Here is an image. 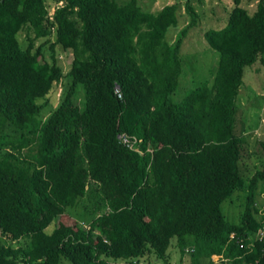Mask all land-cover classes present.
<instances>
[{
    "label": "trees",
    "instance_id": "trees-1",
    "mask_svg": "<svg viewBox=\"0 0 264 264\" xmlns=\"http://www.w3.org/2000/svg\"><path fill=\"white\" fill-rule=\"evenodd\" d=\"M232 1L226 25L204 32L212 80L174 100L191 0L174 41V2L0 0V264L167 263L173 239L188 264H264V136L246 176L236 133L245 68L263 63L264 0ZM234 193L236 222L221 207Z\"/></svg>",
    "mask_w": 264,
    "mask_h": 264
},
{
    "label": "rangeland",
    "instance_id": "rangeland-1",
    "mask_svg": "<svg viewBox=\"0 0 264 264\" xmlns=\"http://www.w3.org/2000/svg\"><path fill=\"white\" fill-rule=\"evenodd\" d=\"M129 0H117L123 4ZM138 5L144 11L156 12L161 7L168 3L179 4L178 24L176 27H170L167 32V40L174 41L178 31L187 25L189 16L185 13V0H136ZM257 0H242V3L250 11H253ZM198 13V23L192 26L186 36L183 38L181 45L182 57V73L179 78V86L173 94V99H181L189 90L206 81H211L216 70L219 60L218 51L211 48L205 37L204 32L210 28H221L226 25L228 11L233 6L232 0H191ZM60 4V2L58 3ZM53 4L49 10L52 11ZM52 8V9H51ZM20 41H23L24 35H19ZM39 41V40H38ZM37 41V42H38ZM48 55V54H47ZM61 63L64 71L69 68L70 54H61ZM66 83V78H63L58 89L53 103H49L42 111L43 118L46 117L51 110L57 105L62 89ZM79 86L78 90L83 89ZM41 103L47 102L45 98L40 99ZM236 133L244 134L247 137V142L244 144L245 149L241 157L240 163L242 170L246 176H250L254 170L260 165L263 152L259 145V140L264 136V53L263 63L256 62L245 68L243 75V83L236 99ZM232 197L233 203L227 199L222 203V211L226 218L236 222L241 209L240 199ZM264 198V194L262 195ZM73 222V221H72ZM54 223L48 226V231L51 230ZM153 264H188L189 255L185 254L181 257L176 240L173 239L169 248V258L167 263L158 260L156 257H150ZM60 264H69L67 260L62 259Z\"/></svg>",
    "mask_w": 264,
    "mask_h": 264
},
{
    "label": "built area",
    "instance_id": "built-area-1",
    "mask_svg": "<svg viewBox=\"0 0 264 264\" xmlns=\"http://www.w3.org/2000/svg\"><path fill=\"white\" fill-rule=\"evenodd\" d=\"M62 2H60V4H61ZM53 8V9H52ZM51 9H52V11L51 10H49V17L50 18H52V14H53V11H54V9H55V7H52ZM114 91H115V93L120 97L121 96V92H120V89H119V86H115L114 87ZM118 137H119V139L121 140V142L124 144V145H126L127 147H129V148H136V144H138L139 143V139H137V138H132V137H130V136H128L126 133H120L119 135H118ZM261 212L262 213H264V208H262V210H261ZM232 236V235H231ZM258 238H263V236H264V230H260L259 232H258ZM220 261L221 260H215V262L214 263H216V264H220ZM222 261H224L226 264H230V262H229V260L226 258V259H222Z\"/></svg>",
    "mask_w": 264,
    "mask_h": 264
}]
</instances>
